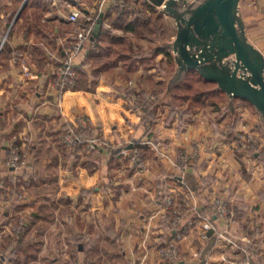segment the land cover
Listing matches in <instances>:
<instances>
[{
	"label": "crops",
	"instance_id": "0c3cea01",
	"mask_svg": "<svg viewBox=\"0 0 264 264\" xmlns=\"http://www.w3.org/2000/svg\"><path fill=\"white\" fill-rule=\"evenodd\" d=\"M41 1L0 0L2 21L12 16L0 48V191L6 189L3 183L26 184L30 190L4 212L5 225L21 214L30 222L20 240L0 241V264H61L70 241L64 263L72 255L78 264H264V162L235 140L244 130L260 131L256 109L238 98L234 117L227 101L216 108L211 97L194 100L179 91L183 100L171 114L165 98L168 76L161 68L168 59L164 52L156 47L131 55L126 64L122 60L128 56L117 50V59L110 60L123 40L115 31H134L138 14L120 23L113 22L115 15L103 16L109 46L102 50L99 35L93 34L74 57L75 87L61 90L58 71L77 35V23L68 14L85 0ZM255 1L242 0L248 24L246 12ZM99 3L83 10L96 13ZM130 22L134 29L127 28ZM17 49L27 57V70L14 61ZM150 58L165 60L141 64ZM139 75L150 79L138 82ZM144 90H155L158 97L153 123L133 108L136 102L129 96ZM207 92L218 93L215 88ZM72 123L96 127L109 145L63 146L60 135ZM16 135L30 146L31 159L15 171L6 166V157ZM137 141L143 158L139 170L130 150ZM197 150L201 157L183 169L179 153ZM169 197L183 211L178 222L166 203ZM217 199L235 211L232 221L216 214ZM169 242L180 245V256L162 261L160 248Z\"/></svg>",
	"mask_w": 264,
	"mask_h": 264
},
{
	"label": "water",
	"instance_id": "95a60500",
	"mask_svg": "<svg viewBox=\"0 0 264 264\" xmlns=\"http://www.w3.org/2000/svg\"><path fill=\"white\" fill-rule=\"evenodd\" d=\"M176 19L177 34L164 42L171 48L176 70L168 80L165 98L190 70H197L226 95L237 115L236 99L252 103L264 129V51L249 36L242 0H146ZM26 4V3H25ZM103 13L94 36L103 28Z\"/></svg>",
	"mask_w": 264,
	"mask_h": 264
},
{
	"label": "rangeland",
	"instance_id": "374dc122",
	"mask_svg": "<svg viewBox=\"0 0 264 264\" xmlns=\"http://www.w3.org/2000/svg\"><path fill=\"white\" fill-rule=\"evenodd\" d=\"M130 3H132V12L129 11L126 12V19H129L130 17L132 18L133 14H138L139 15V19L136 20V22H134L135 25V30L134 31H115L116 33H119L122 37V42L120 43V45L118 46V48H116V50H114V53L112 55V57H110V60L113 61L117 59L118 57V52L115 53V51L119 50L120 54H125L127 55L128 59H123L122 61L126 64L131 63L130 62V58L133 59V57H130L131 55L134 54H143V53H150L152 51H154V49L160 45H162L164 42L167 41H172L176 34H177V22L176 19L168 14L163 13L160 9H158L155 6H150L149 4H145L144 0H129ZM100 0H85V5H81L80 7H75V9H80L82 10L81 15H82V20H84V10L83 8L90 6V8L96 4L99 3ZM142 3V5H144V8L142 9V6H140ZM144 3V4H143ZM99 7H100V3L98 4V8H96V13L98 14L99 11ZM252 11L247 10L246 12V16L248 17V33L250 38L252 39L253 42H255L256 44L259 45V47L264 51V0H256L255 4L252 5L251 7ZM244 11V10H243ZM244 14V12H243ZM109 16H114L112 14H108ZM245 17V15H244ZM246 18V17H245ZM1 24H3V21L1 19ZM77 27L73 28V31L77 32L79 31V24H76ZM3 25L0 26V29L2 28ZM130 57V58H129ZM164 57V56H163ZM146 59L144 63H141L142 65H152L153 63L159 61V63H161L162 61L165 60H157V58H150V60ZM109 61V60H108ZM112 63V62H110ZM158 63V62H157ZM158 63V65H159ZM166 66L164 67L163 64H161V68H164V72L167 74L168 77H166L168 80L169 78L173 75V73L176 70V64L175 61L173 60H169L166 58ZM159 71V70H157ZM142 79L145 83V81H147L148 77H145L144 75H139V76H135V79L139 82L138 79ZM150 79V78H148ZM188 81H190L193 85L194 88L191 89L190 91H188V89H184V90H174L173 92V97H172V102L174 104L180 103V101H182L183 99H179L178 95L176 93H178L179 91L181 93H187L188 95H195V93H197L198 91H207V88H215L216 84L212 83V82H205L203 79H197L196 77H191L188 78ZM151 83V82H150ZM130 84L132 85L133 83L130 82ZM133 92V91H132ZM148 96H144L141 95V92H134L132 94V99L133 102H136V106H140L139 108H143V105L148 103V100L154 101L155 98L157 97V94L155 92V90H149L147 91ZM151 97V98H150ZM209 97H211L210 101L211 103H214L216 105V108H218V102H225L226 101V95L224 92L222 91H218V93H212L209 95ZM220 99V100H219ZM238 101V100H237ZM236 101V103H237ZM138 102V103H137ZM171 105V104H170ZM194 105L193 102H191L190 106ZM201 106L200 103H197L195 107ZM246 107L255 110V107L252 103H250L249 101L245 100V105ZM192 110H195L194 107H191ZM226 109H228V106L226 104ZM229 110V109H228ZM256 111V110H255ZM77 125H81L80 123H75ZM225 124L227 125V129L229 128V120H226ZM89 127V126H88ZM91 127V126H90ZM93 129L95 130L96 127L92 126ZM91 127V128H92ZM259 132H255L252 130H247V131H243V134L240 135L236 140V146H239L245 150H250L252 153L255 152L256 154L260 155L264 154V129L259 121ZM255 129V128H254ZM90 138H96L99 140H103V137L98 134V131L95 132L92 136H90ZM255 140L256 146L254 148H252L251 144L252 141ZM254 142V141H253ZM83 143V142H82ZM93 142L87 140L86 142H84L83 144L85 145V147L89 150H95V148H97V146L99 147L100 145L98 144H92ZM116 145V143H113V145ZM92 145H95L96 147H93ZM112 145V144H111ZM112 145V146H113ZM64 146V145H63ZM25 147L28 149L30 148L29 145H25ZM67 147V146H66ZM140 148H135L134 151L138 150ZM200 150V149H199ZM180 155V154H179ZM178 155V158H179ZM252 156L254 157V154H252ZM200 151H196V154L194 156V158L191 160V162L193 161H197L198 158H200ZM31 159V157H30ZM29 159V161H30ZM260 159V158H259ZM133 160V159H132ZM261 160V159H260ZM134 161V160H133ZM264 162V160H262ZM137 162L135 163L134 168L137 170L141 169V167L143 166V158L140 156L137 157ZM191 162L189 161V165L191 164ZM138 164V165H136ZM263 182H264V173H263ZM3 187H5V191L1 192L0 191V200L1 204H0V241L3 239H11L12 241H18L20 240L19 236L25 232L24 236L27 234V230H25L26 225L30 222V220L28 219L27 216L21 214L18 217L13 216L14 221L11 220V222H8L5 225V216H4V212L5 211H11L14 209L15 203H19L20 201H23L26 195H29L30 190H29V186L28 185H15L14 183H10V185H5L3 183ZM171 208H174L173 206ZM14 212V211H13ZM173 217V216H172ZM18 218V219H15ZM3 222V224H2ZM27 223V224H26ZM68 238V237H66ZM65 237L61 238V240H64ZM67 245L66 247L63 248V251L61 253V264H78V260H76L72 255H70L71 259L69 262H65L64 263V258H63V254L64 251L68 252L69 251V247H71V241L66 242ZM170 243V242H169ZM75 244V243H74ZM177 244V247L179 248V244ZM170 245V244H169ZM64 246V245H63ZM164 252V248H160V257L162 258V261H167L168 258H165L162 256V253ZM69 253V252H68Z\"/></svg>",
	"mask_w": 264,
	"mask_h": 264
},
{
	"label": "built area",
	"instance_id": "2783aa9c",
	"mask_svg": "<svg viewBox=\"0 0 264 264\" xmlns=\"http://www.w3.org/2000/svg\"><path fill=\"white\" fill-rule=\"evenodd\" d=\"M80 9H72L70 13L68 14L69 19L73 22H76L79 24V31L77 32L76 39L73 41L68 50L67 54L62 60V65L60 66V69L58 71L60 76V88L61 90H69L70 88L75 87L76 85V79L78 77L77 70L75 69L74 65V57L81 51L84 44L93 36L94 34V24L96 19L99 17L100 14L103 13V16H107L108 14H113L117 16H123L129 13V11L132 12V3H130L129 0H101L100 1V7L98 14L97 13H86L84 12V20H82V15ZM100 13V14H99ZM1 17H0V26H1ZM9 32V30H8ZM8 32L6 33L4 39L1 42L0 48L5 43L6 37L8 35ZM14 61L17 64H22L24 67L27 65V57L24 54V52L20 49H17L15 51ZM27 70V68L25 67ZM138 103V102H137ZM92 127V126H91ZM86 125H77L75 123H72L68 126V128L63 131V133L60 135L61 144L64 146H73L77 143H84L87 140L93 142L92 144H98V145H109L108 142L99 140L96 138H90L95 132L93 127ZM254 141V142H253ZM251 144L252 148L256 146L255 140H253ZM93 147H96L95 145H92ZM98 147V146H97ZM179 164L183 169H187L189 166V161L194 158L196 152L189 154L187 152H181L179 153ZM140 156L139 151L136 150L135 154L133 156V165L135 166V163L137 162V157ZM29 158H30V148H26L25 144L21 142L20 136L16 135L12 143L10 144L8 148V153L6 157V166L10 170H19L22 168H26L29 164ZM193 162V161H192ZM191 162V163H192ZM138 165V164H136ZM264 185V182H263ZM166 203L170 207H174V219L175 221H180L183 216V211L180 207V204H177L175 206V202L173 200V197H169L166 200ZM216 214L221 215L224 217L227 221H232L235 216V211L230 207L228 201L225 199H217L216 200ZM211 225L209 223L205 224V228H210ZM162 256L165 258H168V260H176L179 258V248L177 247L176 242H171L170 245L164 248V252L162 253Z\"/></svg>",
	"mask_w": 264,
	"mask_h": 264
},
{
	"label": "trees",
	"instance_id": "16d2710c",
	"mask_svg": "<svg viewBox=\"0 0 264 264\" xmlns=\"http://www.w3.org/2000/svg\"><path fill=\"white\" fill-rule=\"evenodd\" d=\"M30 1H34V0H29V2L28 3H30ZM41 1V0H40ZM39 2V1H38ZM42 2V1H41ZM40 3V2H39ZM41 5H43V7L45 6L44 5V2H42V4H40V6ZM38 12H39V10H38ZM126 15L127 14H125V15H123V16H117V15H115L114 16V19H113V22L115 23V22H118V23H120V22H123V21H125L126 20ZM11 20H12V16L10 17V19H9V22L8 23H4L3 22V26H2V28L0 29V44H1V40L4 38V35H5V33L7 32V30H8V26H9V24H10V22H11ZM134 23V22H133ZM127 28L128 29H134V26H133V24L130 22V23H128L127 25ZM103 31V32H102ZM101 32L102 33H100L99 34V36H98V40L100 41V48L103 50L104 48H106L107 46H109V43L107 42V37L108 36H110L111 34H110V32L106 29V28H103V30H102ZM4 48H2V50H3ZM157 51L158 52H164L165 54H166V56L168 57V59L169 60H173L174 61V56H173V53H172V50H171V48H169V47H166L164 44H162L161 46H158L157 47ZM81 71V70H80ZM77 72H78V70H77ZM79 73V72H78ZM197 76V79H203L204 81H207L197 70H190L189 72H188V74H187V76H186V78L177 86V87H179V86H183V85H185V86H187L188 85V90H191L192 89V86H193V88H194V85L190 82V81H188V78H191V77H196ZM77 79H78V77H77ZM76 79V80H77ZM208 82V81H207ZM215 91H221V90H216L215 89ZM223 92V91H222ZM141 95H144V96H148V93H147V91H141ZM132 94H133V92L131 91V92H129V96H130V98H131V96H132ZM209 92H207V91H198L197 93H195V95L193 96V99L194 100H201V98L202 97H204V96H206V97H209ZM200 102V101H199ZM136 104V103H135ZM135 104H132L133 105V108L136 110V111H141L142 112V115H143V118H144V120H146L147 122H149V123H153L155 120H156V118H157V109H158V102H157V99L156 100H154V101H149L148 100V103H146V104H144L143 105V108H139L140 106L138 105V106H136ZM170 104H171V107L173 108L172 110H171V114L172 113H174L175 112V109H174V107L176 106V104H174L172 101L170 102ZM183 116V115H182ZM181 116V119L184 117H182ZM234 117H236V115L234 114ZM68 128V127H67ZM140 147V144H139V141H137V142H134V144H133V147L130 149L132 152H134V149L135 148H139ZM124 148H128L127 147V145H125L124 146ZM118 149H120V150H118V154L119 153H121L122 152V149L121 148H118ZM253 154H255V152H253ZM258 157L261 159V160H264V154H261L260 153V155H258ZM3 189H5V188H3ZM25 230H27V228H25ZM26 232V231H25ZM25 232H23L20 236H19V238L21 239L23 236H24V234H25Z\"/></svg>",
	"mask_w": 264,
	"mask_h": 264
}]
</instances>
